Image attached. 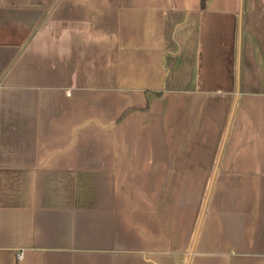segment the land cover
Masks as SVG:
<instances>
[{
  "label": "crops",
  "instance_id": "1",
  "mask_svg": "<svg viewBox=\"0 0 264 264\" xmlns=\"http://www.w3.org/2000/svg\"><path fill=\"white\" fill-rule=\"evenodd\" d=\"M0 264H264V0H0Z\"/></svg>",
  "mask_w": 264,
  "mask_h": 264
},
{
  "label": "trees",
  "instance_id": "2",
  "mask_svg": "<svg viewBox=\"0 0 264 264\" xmlns=\"http://www.w3.org/2000/svg\"><path fill=\"white\" fill-rule=\"evenodd\" d=\"M204 1H205V0H201V4H203V3H204Z\"/></svg>",
  "mask_w": 264,
  "mask_h": 264
},
{
  "label": "built area",
  "instance_id": "3",
  "mask_svg": "<svg viewBox=\"0 0 264 264\" xmlns=\"http://www.w3.org/2000/svg\"><path fill=\"white\" fill-rule=\"evenodd\" d=\"M21 254L18 255V257L20 258Z\"/></svg>",
  "mask_w": 264,
  "mask_h": 264
}]
</instances>
